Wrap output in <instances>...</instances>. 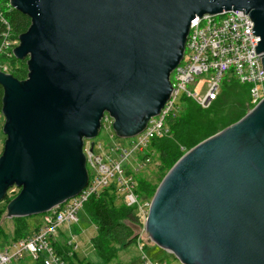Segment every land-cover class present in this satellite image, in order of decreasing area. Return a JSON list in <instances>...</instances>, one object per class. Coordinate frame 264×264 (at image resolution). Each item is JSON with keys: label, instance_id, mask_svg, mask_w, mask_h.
<instances>
[{"label": "water", "instance_id": "obj_1", "mask_svg": "<svg viewBox=\"0 0 264 264\" xmlns=\"http://www.w3.org/2000/svg\"><path fill=\"white\" fill-rule=\"evenodd\" d=\"M31 18L13 50L28 76L4 89L0 201L39 215L87 183L83 141L105 114L118 137L141 132L168 100L190 21L242 10L264 53V0H10ZM264 72V57L261 58ZM149 242L182 264H264V99L185 152L148 208Z\"/></svg>", "mask_w": 264, "mask_h": 264}, {"label": "built area", "instance_id": "obj_2", "mask_svg": "<svg viewBox=\"0 0 264 264\" xmlns=\"http://www.w3.org/2000/svg\"><path fill=\"white\" fill-rule=\"evenodd\" d=\"M3 9H14L10 0H0V21L6 27L0 38V55L11 57L14 54L12 50L9 51V46L12 48L19 44V36L13 37L2 15ZM253 26L249 15L243 14L242 10H223L192 19L182 58L169 76V98L159 113L148 120L141 132L128 138L116 135L112 127L113 118L105 114L103 118L107 117L109 121L111 144L94 141V138L83 141L82 152L87 171L84 188L77 195L37 215L39 222L33 224L31 232L27 230L26 238L1 246L0 264H29L26 263L29 259L31 263L42 260L43 264H66L53 245L54 242H61L59 226L77 223L84 204L110 188L114 189L117 202L145 211L146 221L151 199L142 200L137 195L136 183L123 166L124 161H128L138 150L146 149L152 140L169 134L167 120L174 117L182 97H190L198 106L208 109L221 94V82L233 79L248 87L252 108L264 99L261 62L264 53H255L260 38L252 34ZM0 71L9 73L5 66H0ZM76 247V244L72 245V250ZM144 258L147 264H153L146 255Z\"/></svg>", "mask_w": 264, "mask_h": 264}, {"label": "rangeland", "instance_id": "obj_3", "mask_svg": "<svg viewBox=\"0 0 264 264\" xmlns=\"http://www.w3.org/2000/svg\"><path fill=\"white\" fill-rule=\"evenodd\" d=\"M16 46L13 45L12 48L9 46V51H13ZM26 61V57L22 60H13L5 55H0V66H5L9 72L8 74H11L12 76L16 73V70H18L19 67L22 68L23 64L25 66ZM24 69H26V66ZM246 87V85L238 84L233 81L225 82L223 80L221 82L222 96L219 100L213 102L208 109L201 108L190 97H182L178 104V110L175 112L172 119H175V121L177 120L176 122L178 124L181 123L178 126V130L183 126L182 130L184 132H186V125L183 123L184 118L186 119L189 117L191 121H197L196 127L192 126L190 132V136L193 139L195 138V132H198L196 129L199 126L206 129L212 127L215 129L214 134H216L226 128H222L219 123L232 120L229 118V113H232L234 110L235 112H237V110L240 111L239 117L236 119L234 118L229 123L233 124L251 110L252 107L248 98L249 91L247 92L245 89ZM103 122L99 135L94 138V141H100L103 144H111L110 133L108 132L109 121L107 117L103 118ZM3 123L4 117L0 114V155L6 139V136L2 131ZM173 138H175L174 131L171 132V134L160 138L158 140H161L160 142H154L152 145H148L146 149L138 150L128 159V161H124L123 166L128 173H131L132 178L136 183L138 193L136 190L135 192L142 198L147 200L152 199L157 187L168 173L171 166L191 148L178 146ZM206 138H202L198 142H201ZM168 154H170V156L166 158V155L168 156ZM166 160L169 162L166 163ZM142 185L146 186L150 190V193L144 192L143 189H141ZM19 190L20 188L16 186L10 187L3 200L0 201V246L5 245L8 240L14 239V236H16V228H25L26 233H28V231H32L33 224L39 222L40 217L37 215H29L27 217H7L6 206L9 201L17 196ZM119 203L120 202H115L117 205ZM137 215L140 218V222L131 225L133 230L131 237L134 239V243L125 247L115 244L111 238L107 239V246L110 251L114 250V256L106 264H147L144 255H146L147 259L153 264H182L172 253H168L154 243L149 242L148 235L145 232V211L143 212L137 209ZM78 218L79 220L77 223H63L59 226V232L61 233L59 236L61 240L64 239L65 243L67 241L68 244L71 242L72 244H69L71 247L76 244L77 247L73 251L79 261H89L94 264L102 263L92 247L91 242L96 236V230L92 221L88 217L86 209L79 213ZM72 233H74V235ZM29 262H31L30 259ZM26 263H28V260Z\"/></svg>", "mask_w": 264, "mask_h": 264}, {"label": "trees", "instance_id": "obj_4", "mask_svg": "<svg viewBox=\"0 0 264 264\" xmlns=\"http://www.w3.org/2000/svg\"><path fill=\"white\" fill-rule=\"evenodd\" d=\"M2 15L8 22L14 38H18L20 34L25 33L31 25V18L28 15L20 12L19 10L11 9L9 11H6L3 9ZM5 30H6V27L0 21V38L2 34L5 32ZM10 58L13 60L17 59L13 55H11ZM25 66H26V69H24ZM25 66L23 64L22 68L19 67L20 69L18 68V70H16V73L13 74V77L18 80L26 79L29 73L27 61H26ZM227 81L236 82L233 79L225 80V82ZM245 89L248 92V87H246ZM3 96H4V89L0 85V114L2 113V108H3V102H2ZM221 96L222 94H220L217 100H219ZM249 103H250V100H249ZM229 114H230L229 118L233 120L234 118L236 119L239 117L240 111L237 110V112H235L234 110L232 113H229ZM188 119L189 117L186 119L185 118L183 119V123H185L186 125V132L182 130L183 126L178 130V126L181 123L178 124L176 122L177 120L175 121V119H172V118H169L167 120L169 134H171V132L174 131L175 138L173 139H174V142L178 146L192 148L193 146L198 144L199 143L198 141H200L202 138H206L207 136L215 133V129L212 127L211 128L209 127L208 129H206V128L199 126L196 129L198 132H195V138L193 139L190 136V132L192 130V126L196 127L197 121H191V119L189 120ZM231 121H225L219 124L222 128H224V127L231 125L229 124ZM158 140L159 139L152 140L149 145H152L154 142L161 141V140L160 141ZM169 156L170 154H168V156L166 155V158ZM168 162L169 161L166 160V163ZM142 186H141V189H143L144 192L150 193V190L146 186H143V187ZM139 197L142 200H147L145 198H142L140 195ZM115 199H116V195L114 193V189L110 188L102 192L97 197H91L83 206V211L86 209L88 213V217L92 221V224L94 225L95 230H96V236L93 238L91 243H92V247L97 257L102 261V263H98V264H106L114 256L113 255L114 250L110 251V249L107 246L108 245L107 239L111 238V240L115 244L127 247L128 245L134 243V239H132L131 237L132 232H133L131 225H135L138 222H140V218L137 215L136 207H127V206H124L122 203H119L117 205L115 204V202H117ZM26 237H27V233H26L25 228L23 229L16 228V236H14V239L12 240L16 241L18 239H22ZM63 240H61V242L60 241L54 242L53 245H54L56 252L63 258L66 264H94L89 261L87 262L79 261L75 252L72 250V247L67 243V241L65 243V240L64 241ZM30 264H43V262L42 260H36Z\"/></svg>", "mask_w": 264, "mask_h": 264}, {"label": "crops", "instance_id": "obj_5", "mask_svg": "<svg viewBox=\"0 0 264 264\" xmlns=\"http://www.w3.org/2000/svg\"><path fill=\"white\" fill-rule=\"evenodd\" d=\"M11 241H15V240H8V241L6 242V244H5V246L8 244V242H11ZM2 246H4V245H2ZM0 247H1V246H0ZM28 263L30 264L31 262L28 261Z\"/></svg>", "mask_w": 264, "mask_h": 264}]
</instances>
